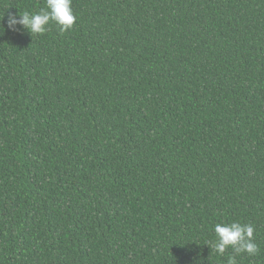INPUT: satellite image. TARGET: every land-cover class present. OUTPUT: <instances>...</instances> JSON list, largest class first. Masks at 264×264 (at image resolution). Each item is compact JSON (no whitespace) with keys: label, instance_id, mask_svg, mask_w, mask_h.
<instances>
[{"label":"trees","instance_id":"1","mask_svg":"<svg viewBox=\"0 0 264 264\" xmlns=\"http://www.w3.org/2000/svg\"><path fill=\"white\" fill-rule=\"evenodd\" d=\"M0 0V264H264V0ZM251 223L223 255L217 223Z\"/></svg>","mask_w":264,"mask_h":264},{"label":"clouds","instance_id":"2","mask_svg":"<svg viewBox=\"0 0 264 264\" xmlns=\"http://www.w3.org/2000/svg\"><path fill=\"white\" fill-rule=\"evenodd\" d=\"M50 21L61 26V31H67L76 23V16L72 8V0H46V7L38 13L24 12L9 15L8 26L15 29L17 25L26 28L30 34H42ZM215 242L206 243L211 250L220 255L231 247L237 254L246 252L255 255L258 246L255 243V227L251 223H217L214 226ZM227 264H237L235 256L228 258Z\"/></svg>","mask_w":264,"mask_h":264}]
</instances>
